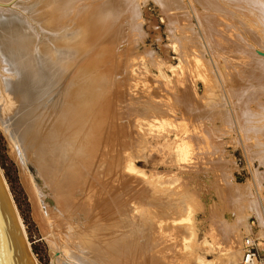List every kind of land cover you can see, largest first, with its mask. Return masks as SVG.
I'll use <instances>...</instances> for the list:
<instances>
[{"label":"rangeland","instance_id":"obj_1","mask_svg":"<svg viewBox=\"0 0 264 264\" xmlns=\"http://www.w3.org/2000/svg\"><path fill=\"white\" fill-rule=\"evenodd\" d=\"M26 1L14 6L30 18L38 3ZM85 4L86 19L100 11L90 21L99 36L121 55L130 48L112 88L123 153L140 172L131 179L136 264H237L244 238L264 264V0ZM0 175L29 254L52 264L54 238L34 218L1 131ZM103 218V228L111 218L127 225L121 211Z\"/></svg>","mask_w":264,"mask_h":264},{"label":"bare ground","instance_id":"obj_2","mask_svg":"<svg viewBox=\"0 0 264 264\" xmlns=\"http://www.w3.org/2000/svg\"><path fill=\"white\" fill-rule=\"evenodd\" d=\"M32 2L38 3L32 22L51 35L35 49L36 34L30 24L16 12L0 11V64L6 66L1 72L12 76L0 78V131L22 190L42 231L54 238L50 250L55 264H136L130 232L135 191L131 179L140 172L123 153L125 126L117 115L118 89L112 88L119 82L115 69L124 55L114 42L109 45L110 36L104 34V39L103 32L101 37L96 31L99 27L90 24L95 20L92 14L100 12L93 10L98 3L86 19L89 0L26 1ZM111 24L109 30L115 23ZM109 30L104 33L114 31ZM121 53H126L128 63L130 48ZM119 211L127 225L111 218L108 227L100 226L99 220Z\"/></svg>","mask_w":264,"mask_h":264},{"label":"water","instance_id":"obj_3","mask_svg":"<svg viewBox=\"0 0 264 264\" xmlns=\"http://www.w3.org/2000/svg\"><path fill=\"white\" fill-rule=\"evenodd\" d=\"M15 1L26 0H0V11H13L20 14L33 28L36 34V42L34 49L39 42L50 34L44 33L27 18L26 11L22 8L12 7ZM6 67L0 64V78L1 76L12 78L11 75H6L1 72V68ZM0 93H3L1 79H0ZM57 255V253H56ZM55 256V255H54ZM59 260V259H58ZM60 262V260H59ZM0 264H32L25 240L23 238L21 229L7 195L6 189L0 178ZM54 263V257L52 260Z\"/></svg>","mask_w":264,"mask_h":264},{"label":"built area","instance_id":"obj_4","mask_svg":"<svg viewBox=\"0 0 264 264\" xmlns=\"http://www.w3.org/2000/svg\"><path fill=\"white\" fill-rule=\"evenodd\" d=\"M261 260L257 255L254 241L251 238H244L241 247V259L237 264H260Z\"/></svg>","mask_w":264,"mask_h":264}]
</instances>
